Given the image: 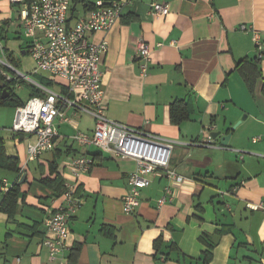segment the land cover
<instances>
[{
	"label": "crops",
	"instance_id": "obj_1",
	"mask_svg": "<svg viewBox=\"0 0 264 264\" xmlns=\"http://www.w3.org/2000/svg\"><path fill=\"white\" fill-rule=\"evenodd\" d=\"M23 1L0 0V34L7 55L36 78L31 84L37 87L42 85L40 77L48 81V76L35 70L29 55V41L18 20ZM97 1L72 0L67 25L72 27ZM116 1L125 5L112 28L88 33L91 43L108 44L99 65L106 116L172 140L169 168L182 176L183 183L175 187L155 174L140 190L134 212L125 214L121 198L128 191L134 163L92 146L80 147L72 139L78 132H92L90 113L63 106L70 121L55 120L58 136L53 149L32 162H26V146L35 136H24L20 142L16 134L0 128L6 156L16 158L19 169L0 167V183H16L20 191L14 212L7 203L0 209V264H264L262 80L251 96L236 70L240 61L256 57L253 32L264 49V0ZM153 1L166 4L168 14L152 16ZM242 25L251 30H240ZM140 41L152 49L144 76L136 58ZM259 67L264 80V57ZM54 87L57 90L46 88L63 94ZM177 100L187 106L189 119L173 125L170 105ZM81 105L93 109L85 102ZM213 131L230 135L228 144L221 145L219 137L212 140ZM256 137L259 140L253 142ZM208 139L212 146L200 145ZM56 156L63 182L70 177V160L79 156L93 160L77 183L81 205L69 222V250L61 263L49 261L42 245L49 237L43 220L61 203L41 182ZM203 236L212 250L200 240ZM158 239L156 252L153 243ZM74 248L77 253L71 261ZM205 251L211 254L208 263L203 261Z\"/></svg>",
	"mask_w": 264,
	"mask_h": 264
},
{
	"label": "built area",
	"instance_id": "obj_2",
	"mask_svg": "<svg viewBox=\"0 0 264 264\" xmlns=\"http://www.w3.org/2000/svg\"><path fill=\"white\" fill-rule=\"evenodd\" d=\"M15 1L12 0L13 3ZM71 1L35 0L31 4L23 3L18 12L23 36L29 41L28 52L35 70L45 73L48 81L64 85L67 94L59 95L37 84V88L45 92L46 96L28 98L24 106L15 108L12 126L8 130L35 136V141L28 142L26 146V162H32L53 149L54 139L58 136L55 120L70 121L62 111L63 106L80 108L90 113L94 119L92 132H78L72 139L80 147L92 146L116 160H130L134 163L135 169L128 177V191L121 198L123 213L132 214L139 204L140 190L150 184L155 174L165 176L175 187L183 183L182 176L169 168L174 142L145 129L111 121L106 116V106L102 103L103 74L99 65L108 50V44L106 40L91 43L88 33L110 30L121 16L125 2L98 0L94 9L69 27L67 20ZM168 11L166 4L155 1L150 3V12L154 17L165 16ZM240 30L248 31L251 28L242 25ZM253 41L256 57L261 59L264 49L256 32H253ZM2 47L0 44V74L10 80L12 76L4 68L15 70L6 60ZM151 54L152 49L148 44L141 41L137 43L136 58L142 76L147 74ZM81 102L93 109L87 110ZM258 140V137L252 139L253 142ZM211 142L208 139L200 145L212 146ZM92 165V158L86 156L70 160L67 165L70 177L65 179L64 191L58 197L61 203L48 211L43 220L49 237L43 239L42 245L46 247L51 262L58 259L61 263L63 253L69 250L66 243L69 222L81 205L77 183ZM11 186L6 180L1 181L0 204ZM166 194L171 195L169 188H166ZM248 207L252 210L258 208L253 205Z\"/></svg>",
	"mask_w": 264,
	"mask_h": 264
},
{
	"label": "trees",
	"instance_id": "obj_3",
	"mask_svg": "<svg viewBox=\"0 0 264 264\" xmlns=\"http://www.w3.org/2000/svg\"><path fill=\"white\" fill-rule=\"evenodd\" d=\"M35 0H24L23 3L26 4H31ZM93 9V8H92ZM2 41H4V38L0 34V44L3 46V51L6 60L8 61L9 65L12 66V68L16 69L17 68V63H15L12 55H7V52L5 50V46L3 45ZM264 57V53H263ZM262 57V58H263ZM261 58V59H262ZM260 58L255 57L253 60H247L244 59L240 61L239 63L236 64V70L239 73L243 83L245 84V87L247 88V91L251 96H254L255 92V87L256 84L259 80H262V86H261V94L264 97V80L262 78L261 70L259 67V62L261 60ZM5 71L8 73L11 72L13 73L10 69L4 68ZM11 75V74H10ZM12 76V75H11ZM0 82H2L3 87L0 88V107H12V108H17V107H22L24 106L26 101L21 100V98L15 94V89L18 85L22 87H27L29 89L28 93V98L31 97H45L46 94L35 87L34 85L26 84L25 80L21 77H18L16 75L12 76V79L7 80L5 77H3L0 74ZM39 82L44 85L45 87H51V86H58L60 89L61 93L67 94V91L65 89V86L57 83V82H52V81H47L43 77L39 79ZM52 88V87H51ZM6 90V97L1 98L3 95L2 90ZM189 119V111L187 106L182 102V101H174L170 105V120L173 125H178L183 121H186ZM16 134V135H15ZM15 137H17L18 141L22 142L24 139V134L23 133H13ZM4 140L0 138V167H4L10 170H13L15 172H19V169L17 168V159L13 157H7L5 153V148H4ZM57 156L55 157V160L51 162L48 165V176L45 177L44 179L41 180V182L47 186L49 189L52 190L53 196L58 198L61 193L64 191V182L60 175L57 172V162H56ZM53 176V178H50ZM20 191L19 187L17 186L16 183H13L12 186L10 187L9 191L4 194L1 200L0 204V209L2 205L4 206L6 203L9 205V210L11 212L15 211L16 207V200L18 198ZM218 234H222V232H219ZM202 242L206 243L205 236L201 237L200 239ZM161 244L160 239L154 241L153 247L155 248L156 252L159 251V246ZM206 246L209 250H212L213 245L206 243ZM172 247V246H171ZM176 249V248H174ZM71 255L69 259L73 261L76 257L77 249H72L71 250ZM211 259V254L209 252H204L203 253V261L204 263H208Z\"/></svg>",
	"mask_w": 264,
	"mask_h": 264
},
{
	"label": "rangeland",
	"instance_id": "obj_4",
	"mask_svg": "<svg viewBox=\"0 0 264 264\" xmlns=\"http://www.w3.org/2000/svg\"><path fill=\"white\" fill-rule=\"evenodd\" d=\"M14 71H12L13 73L9 72L12 76L16 75L19 76L21 78H23L26 82V84H30L31 85V81H36V78L29 74V71H26V68H17L14 69ZM20 75H25L28 76L27 78H24L23 76ZM2 83V82H0ZM52 87V88H51ZM49 87L50 89H55L57 90V88H55L54 86ZM29 89L27 87H23L20 90H15V94H17L21 100H26L28 97V92ZM13 116H14V108L12 107H0V128H7L9 129L12 126V120H13Z\"/></svg>",
	"mask_w": 264,
	"mask_h": 264
},
{
	"label": "water",
	"instance_id": "obj_5",
	"mask_svg": "<svg viewBox=\"0 0 264 264\" xmlns=\"http://www.w3.org/2000/svg\"><path fill=\"white\" fill-rule=\"evenodd\" d=\"M2 87H3V84L0 83V88H2ZM2 93H3V95L1 96V98H5V97H6V95H5L6 90L3 89V90H2ZM239 123H240V121H238V122L232 127V129H235V127H236ZM220 135H221V131H213V132L210 133L209 137H210L212 140H215L216 138L219 137L220 144L223 145V146H226V145L228 144V140H229L230 135H224V136H220Z\"/></svg>",
	"mask_w": 264,
	"mask_h": 264
}]
</instances>
